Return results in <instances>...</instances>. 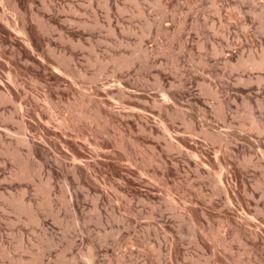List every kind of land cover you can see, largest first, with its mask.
<instances>
[{
  "label": "rangeland",
  "instance_id": "1",
  "mask_svg": "<svg viewBox=\"0 0 264 264\" xmlns=\"http://www.w3.org/2000/svg\"><path fill=\"white\" fill-rule=\"evenodd\" d=\"M252 59L264 0H0V264H264Z\"/></svg>",
  "mask_w": 264,
  "mask_h": 264
},
{
  "label": "bare ground",
  "instance_id": "2",
  "mask_svg": "<svg viewBox=\"0 0 264 264\" xmlns=\"http://www.w3.org/2000/svg\"><path fill=\"white\" fill-rule=\"evenodd\" d=\"M247 66L252 68V69H259V68H262L264 65H263V62L261 60L256 61L255 59L254 60L252 59V60H249V63ZM24 139H26V138H24ZM22 142H24V141H22ZM14 204H15V202H14ZM17 208L22 209L23 206H21V207L17 206ZM24 210H25V208H24Z\"/></svg>",
  "mask_w": 264,
  "mask_h": 264
}]
</instances>
